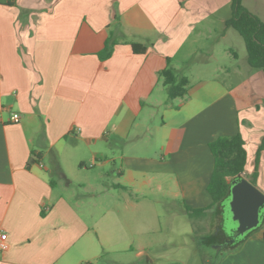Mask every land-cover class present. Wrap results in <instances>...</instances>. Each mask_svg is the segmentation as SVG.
Returning <instances> with one entry per match:
<instances>
[{"label": "crops", "instance_id": "0c3cea01", "mask_svg": "<svg viewBox=\"0 0 264 264\" xmlns=\"http://www.w3.org/2000/svg\"><path fill=\"white\" fill-rule=\"evenodd\" d=\"M231 15L232 0H0V264H101L132 251L145 190L170 193L186 215L205 209L208 242V145L220 137H242V176L264 193V70L247 52L240 65ZM167 66L188 79L185 96L168 99ZM73 167L93 180L75 183ZM97 183L104 206L70 192ZM221 264H264V222Z\"/></svg>", "mask_w": 264, "mask_h": 264}, {"label": "rangeland", "instance_id": "374dc122", "mask_svg": "<svg viewBox=\"0 0 264 264\" xmlns=\"http://www.w3.org/2000/svg\"><path fill=\"white\" fill-rule=\"evenodd\" d=\"M245 6L249 11L255 14L264 22V0H246ZM236 34V33H235ZM238 36V35H236ZM239 38V57L242 66L245 65L246 51L243 45V40ZM94 168L87 169L82 168V170H93ZM74 175L71 176L74 182L77 181H92L93 176L86 174L84 172H78L75 167H73ZM102 182H108L106 178H102ZM101 186L95 184L96 193H91L92 190H84L78 188L75 184L71 187L70 192L78 196L81 200L88 201L93 199L95 195V202L99 206H104L105 204V193L101 190ZM122 196V193H118ZM144 195L146 200L144 202V210H141L140 216L144 218L143 227L145 228L144 233L136 236L135 240H129L128 243L133 248L132 251H128L121 256H118L114 252L104 253L100 258L101 264H119V259L121 258V264H221L226 258L229 250L218 247L217 236L221 235L233 238V232L237 227V223L232 220V215L229 208V201L224 203L225 208L221 214L223 222L222 225L218 224V230H212L210 236H214V241L212 245L207 244L200 240L204 232H199L200 226L198 224L199 219L195 216L186 215L180 210L182 203L177 200L170 193L166 192H147L145 190ZM147 202H150L153 206H150ZM192 209V208H189ZM83 212H88L91 214L92 209L83 206L81 208ZM104 209L101 210L100 216L104 214ZM129 212H125V217L129 216ZM155 216V217H154ZM154 217V218H153ZM155 221V229L157 232L152 234L150 231L147 232L148 220L151 219ZM156 218V219H155ZM214 223V222H213ZM261 223V221H260ZM260 226V224H259ZM204 229V227H203ZM103 230L98 225V232ZM219 232V233H218ZM116 234V233H114ZM197 234V235H196ZM199 234V235H198ZM117 236V234H116ZM131 237V236H130ZM241 238V236H239ZM118 244L121 243L117 239ZM106 244V242H105ZM104 244V245H105ZM122 244V243H121ZM138 246H143L145 248V256L142 258L134 257V252ZM232 251V250H231Z\"/></svg>", "mask_w": 264, "mask_h": 264}, {"label": "trees", "instance_id": "16d2710c", "mask_svg": "<svg viewBox=\"0 0 264 264\" xmlns=\"http://www.w3.org/2000/svg\"><path fill=\"white\" fill-rule=\"evenodd\" d=\"M226 27L232 28L243 39L247 52V60L253 69L264 70V22L255 14L242 6V0H232V15L225 23ZM115 43L107 39L104 48L98 53L100 60L108 59L113 52ZM134 54H143L145 49L138 44L131 45ZM160 78L167 89L168 99L181 98L186 95L188 90V79L179 76L174 69L167 66L160 72ZM242 137L237 134L233 137H220L209 143L208 147L213 156L214 166L207 185V192L211 197L212 204L209 210H213V230H218V224L222 225L221 214L224 211L226 201L230 200V189L232 180L243 178L242 173L247 163V152ZM256 175L253 174L251 182ZM188 215L202 216L205 209H189L186 207ZM264 218L261 219L260 226ZM257 228L245 233L241 238L233 240L234 245L227 246L225 249L231 251L239 247L245 237L257 230ZM219 233V232H218ZM217 236V246L222 247L223 241L232 240L231 237L224 235ZM214 236L209 237L207 244L212 245Z\"/></svg>", "mask_w": 264, "mask_h": 264}, {"label": "water", "instance_id": "95a60500", "mask_svg": "<svg viewBox=\"0 0 264 264\" xmlns=\"http://www.w3.org/2000/svg\"><path fill=\"white\" fill-rule=\"evenodd\" d=\"M229 208L232 220L237 223L233 238L257 228L264 214V193L245 178L232 180Z\"/></svg>", "mask_w": 264, "mask_h": 264}, {"label": "built area", "instance_id": "2783aa9c", "mask_svg": "<svg viewBox=\"0 0 264 264\" xmlns=\"http://www.w3.org/2000/svg\"><path fill=\"white\" fill-rule=\"evenodd\" d=\"M2 111L0 110V116ZM9 122L12 124H17L20 122V115L17 113H11L9 116ZM8 249V244L5 240V234L0 233V252L6 251Z\"/></svg>", "mask_w": 264, "mask_h": 264}, {"label": "flooded vegetation", "instance_id": "af4514ba", "mask_svg": "<svg viewBox=\"0 0 264 264\" xmlns=\"http://www.w3.org/2000/svg\"><path fill=\"white\" fill-rule=\"evenodd\" d=\"M260 214H261V215L264 214V208H262ZM237 238H239V237H237ZM237 238H236V239H237ZM231 245H234L233 239H232V240L223 241V243H222V247H223V248H225V247H227V246H231Z\"/></svg>", "mask_w": 264, "mask_h": 264}]
</instances>
